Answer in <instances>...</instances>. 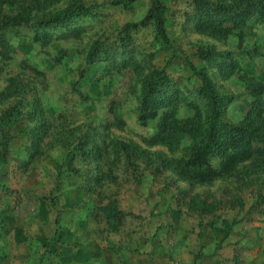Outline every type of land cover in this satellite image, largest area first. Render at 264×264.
<instances>
[{
  "label": "rangeland",
  "instance_id": "obj_1",
  "mask_svg": "<svg viewBox=\"0 0 264 264\" xmlns=\"http://www.w3.org/2000/svg\"><path fill=\"white\" fill-rule=\"evenodd\" d=\"M158 1L161 31L151 0H0V117L23 113L0 129V264H264V159L214 158L215 177L195 181L179 173L191 141H161L164 109L140 120L157 72L172 80L157 99L176 90V118L203 119L206 73L230 98L222 121L239 124L256 101L246 78L264 102V22L212 32L193 0ZM70 6L92 16L45 31L32 21ZM209 46L224 57L199 58Z\"/></svg>",
  "mask_w": 264,
  "mask_h": 264
},
{
  "label": "trees",
  "instance_id": "obj_2",
  "mask_svg": "<svg viewBox=\"0 0 264 264\" xmlns=\"http://www.w3.org/2000/svg\"><path fill=\"white\" fill-rule=\"evenodd\" d=\"M151 2L152 8L146 20L152 21L157 31H161L163 22L160 2L158 0ZM254 13H259L264 22V0H233L232 4H226L225 0L218 2L193 0L192 16L197 27L212 32L241 30L248 17ZM90 16L92 13L88 9L70 6L49 17L35 15L32 21L45 31L47 28L60 27ZM21 18L24 16L21 15ZM226 23L231 24V27H225ZM45 38L41 36L39 40L44 41ZM197 55L205 61L224 57L223 53L216 52L211 46L199 49ZM233 69L235 68L231 62L226 66V74L231 75ZM200 78L202 85L198 89V95L206 103L203 119L199 115L184 122L176 118L175 99L178 93L176 90L157 99L160 91L172 86V80L164 72L150 76L143 88L140 120L146 122L154 119L159 110L164 109L157 123L161 131V141L168 144L172 150L176 149L183 138L191 141L190 158L182 163L179 173L195 181H204L216 175V170L212 166L214 158L220 159L224 169H230L253 156L264 159V102L258 100L263 93V87L254 79H245L246 89L256 101L244 119L239 124L232 125L222 121L230 98L216 92L206 73H200ZM22 116L23 113L17 106L10 108L0 117V129L13 127ZM107 216L112 223L117 215L113 211H107Z\"/></svg>",
  "mask_w": 264,
  "mask_h": 264
},
{
  "label": "crops",
  "instance_id": "obj_3",
  "mask_svg": "<svg viewBox=\"0 0 264 264\" xmlns=\"http://www.w3.org/2000/svg\"><path fill=\"white\" fill-rule=\"evenodd\" d=\"M30 263L31 261H27V260H25V259H20V260H15V261H13V263H6V264H27V263ZM64 264H86V262H84V261H77L76 263L73 261L72 263L70 262V260H64V262H63ZM3 264H5V263H3ZM135 264H137V263H135ZM161 264H182V263H178V262H171V261H163V260H161Z\"/></svg>",
  "mask_w": 264,
  "mask_h": 264
}]
</instances>
